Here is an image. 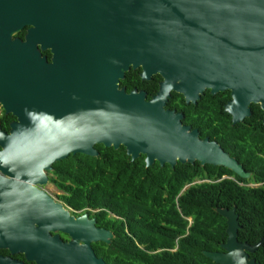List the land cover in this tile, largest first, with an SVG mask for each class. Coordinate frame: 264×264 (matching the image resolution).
<instances>
[{
    "label": "water",
    "instance_id": "1",
    "mask_svg": "<svg viewBox=\"0 0 264 264\" xmlns=\"http://www.w3.org/2000/svg\"><path fill=\"white\" fill-rule=\"evenodd\" d=\"M26 27L24 40L15 37ZM139 69L143 81L162 78L149 100L145 91L121 88ZM206 91L231 93L225 110L233 124L250 117L253 104L264 113V0H0V106L16 118L10 133L0 126L3 220L36 217L41 234H69L67 244L53 239L52 264H105L91 243H110L112 233L33 187L49 182L54 164L98 157L103 145L124 147L132 161L145 156L146 167L199 162L250 177L221 146L184 125L183 113L167 109L173 92L196 105ZM216 212L228 220L223 248L230 254L205 257L253 264L235 253L234 210Z\"/></svg>",
    "mask_w": 264,
    "mask_h": 264
},
{
    "label": "trees",
    "instance_id": "2",
    "mask_svg": "<svg viewBox=\"0 0 264 264\" xmlns=\"http://www.w3.org/2000/svg\"><path fill=\"white\" fill-rule=\"evenodd\" d=\"M23 35V32L19 34L22 38ZM140 73L141 69L128 72L121 81V88L125 87L128 93L134 89L145 91L149 100L158 92L162 78L155 76L151 81H143ZM229 100V91L217 95L206 91L197 105H187L183 95L173 92L167 109L182 112L185 116L183 124L199 128L202 138H220L218 140L223 147L240 163L246 166L248 161H252L254 182H264L263 111L259 105L253 104L252 112L258 116L233 126L230 115L224 111V105ZM96 149L98 157L77 154L54 164L51 180L62 190V201L77 211H96L95 215L104 223H110L114 215H119L144 224L145 218L152 215L149 209L163 210L169 221L171 218L175 220L180 227L179 234L184 236L180 240L181 251L178 254L165 253L167 264H214L203 251H210V245L217 243L221 237H218L221 232L215 230L223 222L216 208L236 204L239 208L256 210L254 214L264 221V188L243 190L236 182L224 180L215 191L216 201L212 198L213 186L210 183L190 186L178 197L196 179H211L216 172L213 168L221 169L219 176L224 173L233 175L226 168L207 165L203 170L198 164L188 163H179L175 168L159 164L146 167L145 156L132 161L124 147L114 149L97 145ZM188 218L193 219L189 229ZM163 240L172 246L175 237ZM261 249L264 250V246ZM260 253L264 263V251ZM140 255L151 257L152 264H158L156 259L160 255ZM138 257L139 254H136Z\"/></svg>",
    "mask_w": 264,
    "mask_h": 264
},
{
    "label": "flooded vegetation",
    "instance_id": "3",
    "mask_svg": "<svg viewBox=\"0 0 264 264\" xmlns=\"http://www.w3.org/2000/svg\"><path fill=\"white\" fill-rule=\"evenodd\" d=\"M29 28L30 27H26L23 29V31L20 32L24 33L23 38L19 36L20 33L17 34L15 37L24 40ZM43 56H46L48 61L51 62L52 56L50 51L43 52ZM230 101L231 100L227 101V103ZM227 103L224 105L225 112V107ZM253 116L256 117L258 116V114H254L251 109V116L246 119L252 118ZM15 121L16 118L11 114H5L3 108L0 106V126L2 131H4L5 133H10V126ZM244 121L242 123H244ZM232 125L234 126L236 124H233L232 122ZM190 127L192 128V126ZM192 130H197L202 140L209 139L210 142L217 143L232 158H235L231 155L229 151H227L223 147V143L218 140L220 138L213 139L210 136H205L204 138H202V132L199 128H192ZM258 154L263 155L260 152ZM252 163V161L247 162V165L250 166L249 167L239 162V164L243 166L245 171L250 174V177L248 178H241L235 173H233V175L224 173L219 176V172H221V169L213 168V171L216 170V172L213 174L211 179H196L191 185L186 186L178 195V197L184 191L189 189L190 186H199L205 183H210L213 186L212 198L216 201L215 191L218 188V184H220L224 180H231L233 182H236L238 187L243 190L248 188H264V182H254L255 178L252 171ZM155 164L159 163L155 162L152 166H154ZM196 164H198L199 167H201L203 170L207 168V165L202 166L199 162H195L192 165ZM53 171L47 173L49 179V182L47 184L33 187L37 188L40 191H44L49 196L54 198L57 203L63 204L64 208L70 212L71 216L79 218L84 214H87L89 220H95L94 225L97 229H104L112 233L113 237L110 239V243H105L103 241L91 243V249L93 250L97 259H101L105 264H140L143 261L144 264H152L151 257L147 256L144 258L140 254H145L149 256L160 255V257L156 259L157 263L167 264L165 253H170L174 255L178 254L181 251L180 240L184 238V236L179 234L180 227L176 222H174L175 220L169 218V221L163 210L160 211L158 208L149 209L148 212L152 215L145 218L144 224L136 221L134 218H131L129 220L119 215H114L110 223H104V221L100 217L95 215L96 211H92L91 213H87L86 211H77L72 209L70 206H68L62 201V190H59L51 180L54 173ZM3 177L7 178L6 176H3V172L0 170V264H52L51 258L54 252L53 239H55V237H58L62 243L67 244L71 241V237L69 236V234H66L61 231H48L46 232L47 235L41 234L37 231L39 228L38 223L34 222L36 220V217H34V219H27L22 222H8L5 219L3 220V204H6L8 202L6 200H3V197H7L6 188L3 189ZM238 178H240L241 180H239ZM48 185H54L58 189L60 194L57 198L53 197L51 193L46 189ZM10 196L12 195L10 194ZM246 203L247 201L244 202L245 205ZM217 209H224L229 211L234 210V213L236 215V221L238 223L236 238L237 243L240 245V249H235V253L246 255L247 263L253 262V264H264L261 258L262 253H260V251H264L261 249L264 245L256 249L254 252H251L248 248L256 246L261 240L264 239V221H262L260 218H257V215L254 214L256 210L246 209V207L239 208L236 204L231 205V207H219L216 208L215 211ZM139 218L141 219V216H139ZM221 218L223 222H221V224L217 225V227L215 228L216 232H221V234L218 235V237H221L218 238L219 241L217 243L210 245L211 249L207 252L230 254L227 249L223 248V245L227 244L228 239L230 237L228 233V220L222 216ZM187 220L189 223L187 229H189L193 224V219L188 218ZM173 237H175V241L174 245L172 246L168 245L169 243L167 242V240H163L164 238L172 239ZM213 239L217 240L216 237H213ZM213 239L212 242H214ZM136 254H139L138 258H136ZM136 260H138L140 263L136 262Z\"/></svg>",
    "mask_w": 264,
    "mask_h": 264
},
{
    "label": "rangeland",
    "instance_id": "4",
    "mask_svg": "<svg viewBox=\"0 0 264 264\" xmlns=\"http://www.w3.org/2000/svg\"><path fill=\"white\" fill-rule=\"evenodd\" d=\"M53 197L57 198L58 195L60 194V192L58 191V189L54 186V185H48L46 188Z\"/></svg>",
    "mask_w": 264,
    "mask_h": 264
}]
</instances>
